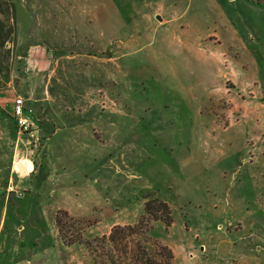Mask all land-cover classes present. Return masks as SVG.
Wrapping results in <instances>:
<instances>
[{"label":"rangeland","instance_id":"obj_1","mask_svg":"<svg viewBox=\"0 0 264 264\" xmlns=\"http://www.w3.org/2000/svg\"><path fill=\"white\" fill-rule=\"evenodd\" d=\"M207 1L221 13L208 9L200 39L220 47L231 78L198 125L191 116L176 125L155 79L153 89L126 67L121 76L99 55L116 54L106 37L132 9L147 12L140 22L155 11L173 17L181 0H0V264H129L137 240L150 255L161 246L173 253L147 264H264V0ZM200 4L192 16L207 11ZM18 95L34 109V136L19 133ZM192 129L223 158L185 175L178 162ZM32 160L36 175L17 171L14 161ZM153 198L170 205L172 224L121 235L115 250L113 227L137 223ZM58 214L67 238L81 241L64 242Z\"/></svg>","mask_w":264,"mask_h":264},{"label":"crops","instance_id":"obj_2","mask_svg":"<svg viewBox=\"0 0 264 264\" xmlns=\"http://www.w3.org/2000/svg\"><path fill=\"white\" fill-rule=\"evenodd\" d=\"M200 3H203V7H208L207 11H203V13L194 11L193 15L195 16H192L191 8ZM208 3L207 0H181L180 14L165 18L155 11L153 15H144V18L149 17L144 22H140V18L143 13L147 12H135L132 9L118 28L116 37L113 40H107V37L106 40L104 39L107 52L113 48V44H116V54L109 51V53L99 55L101 60H105L102 62L115 60L118 66L117 71L122 73L121 76H123L126 67L127 71L132 73L133 79L145 80L151 88L154 86L155 79L161 85L159 91L167 96L163 106L169 111L176 112L174 115L176 121L173 122L176 125H183L190 116L193 124L198 125V114L201 113L212 95L223 92L220 90L227 87L226 82L231 78L226 77L225 72L229 65L225 61L223 64L221 63L220 47L212 46L208 41L200 39L203 32L209 30L208 22H204V16L208 9L221 13L220 6L216 4L217 1L212 7H209ZM189 13L191 16L188 15ZM136 14L138 15L135 16ZM151 17L158 20V24H151ZM199 45H204L203 47L207 45V47L206 49L200 48ZM75 56L77 54L72 57ZM230 63L235 64V61L232 60ZM146 71L151 75V79H147V76L144 75ZM137 73L141 77H136ZM117 77H120L119 73ZM231 80L235 84L234 79ZM238 82L246 83L247 79L240 74ZM120 90H122L121 87ZM103 108L105 109V107ZM106 110L108 111V109ZM114 125L115 123L111 121L108 122L107 127ZM34 132L32 136H34ZM190 142V148H188L190 152L188 151L184 160L178 162L179 170L185 175L197 173L205 169L206 166L222 160V151L209 146L205 140L200 138L196 130H191ZM167 160L173 163L171 157H168ZM31 162L32 167L29 165L30 162L24 163L26 171L23 175H36L39 172V166L33 160ZM14 163L17 162L14 161ZM13 170H16L15 165ZM14 185L11 179L9 186L14 187ZM22 189L26 190V188ZM1 190L4 191L1 198L6 204L10 196L9 187L7 190L6 187H1Z\"/></svg>","mask_w":264,"mask_h":264},{"label":"trees","instance_id":"obj_3","mask_svg":"<svg viewBox=\"0 0 264 264\" xmlns=\"http://www.w3.org/2000/svg\"><path fill=\"white\" fill-rule=\"evenodd\" d=\"M64 215H68L66 211L64 212ZM154 220H163L167 225H171L173 222L172 210L170 208V205L160 198H153L146 202L145 213L139 218L137 223L132 225H116L115 227H113L112 231L107 236V239L114 244L116 250L117 246L121 245V242L124 239V237H121V235L126 236L127 234L129 237L130 235L134 234L141 235L142 233H147L150 230V227H147V225L150 226ZM56 223L65 243L72 244L76 241H81V239L67 238L61 214H58L56 216ZM137 241V247L134 250L128 251L132 254L130 256L131 259L129 261V264H133V262L137 264H147L148 262H153L154 258H156L157 255L161 254H164L165 256L167 255L168 259L173 258L171 249L166 246H161V249H159V251H155L154 255H150L152 250H150V248H148L146 244L141 245V240Z\"/></svg>","mask_w":264,"mask_h":264},{"label":"built area","instance_id":"obj_4","mask_svg":"<svg viewBox=\"0 0 264 264\" xmlns=\"http://www.w3.org/2000/svg\"><path fill=\"white\" fill-rule=\"evenodd\" d=\"M27 99L22 95H18L13 102V117L18 127L20 134L33 135L35 120H34V109L29 107L26 103ZM14 189L9 186V190ZM20 196L23 194L22 191L19 193Z\"/></svg>","mask_w":264,"mask_h":264},{"label":"water","instance_id":"obj_5","mask_svg":"<svg viewBox=\"0 0 264 264\" xmlns=\"http://www.w3.org/2000/svg\"><path fill=\"white\" fill-rule=\"evenodd\" d=\"M16 167L19 173H24L26 171V167L23 161H19L18 163H16Z\"/></svg>","mask_w":264,"mask_h":264}]
</instances>
